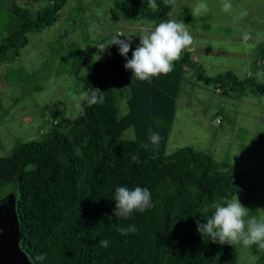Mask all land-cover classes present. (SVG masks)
<instances>
[{"label": "trees", "instance_id": "1", "mask_svg": "<svg viewBox=\"0 0 264 264\" xmlns=\"http://www.w3.org/2000/svg\"><path fill=\"white\" fill-rule=\"evenodd\" d=\"M33 1L47 3L31 10L8 1L13 20L0 40V59L7 52L17 55L27 42L25 33L52 24L65 2ZM156 3V11L148 8V0H113L112 6L125 19L152 20L172 6L162 0ZM111 38L105 36L92 48L98 56L84 66V92L99 88L104 102L89 106L82 99L81 113L53 123L61 126L59 130L23 141L0 156V198L14 195L19 248L31 264H239L236 245L225 243L217 249L198 232L195 221L206 223L214 211L211 204L221 197L231 198L242 186V175L222 170L208 153L192 147L164 153L176 86L170 79L185 72L184 64L190 65L188 53L173 62L176 74L141 81L125 69L126 58L117 45L100 52L98 45ZM137 44L132 43L127 59ZM201 74H195L197 79ZM111 75L128 88L127 113L122 115L110 92L102 89ZM202 80L218 82L217 76ZM238 81L264 95V83H257L256 77ZM129 126L133 137L121 138ZM149 129L159 133L157 145L151 143ZM133 155L138 156L136 162ZM118 186L148 188L154 206L142 213L133 210L127 219L113 216ZM129 225L137 231L122 235L116 230ZM101 239L109 241L107 248L101 247ZM250 247L253 264H264V251L257 245ZM40 256L44 259H37Z\"/></svg>", "mask_w": 264, "mask_h": 264}, {"label": "rangeland", "instance_id": "2", "mask_svg": "<svg viewBox=\"0 0 264 264\" xmlns=\"http://www.w3.org/2000/svg\"><path fill=\"white\" fill-rule=\"evenodd\" d=\"M8 1L0 0V40L13 20ZM112 1L65 0L52 24L25 33L27 42L18 54L7 52L0 59V156L23 141L59 130L61 126L53 123L62 117L81 113L84 66L98 56L92 48L102 38L133 34L132 43H139L138 35L151 30L155 22L172 19L185 23L193 43L180 56L187 52L190 65L184 64L185 72L170 79L176 86L164 153L192 147L208 153L222 170L239 172L242 186L230 199L238 196L249 216H264V95L238 81L264 69V0H176L164 16L134 21L116 12ZM200 2L208 5V11L192 15ZM46 3L18 0L14 4L32 10ZM225 3L231 4L227 12ZM198 71L200 79L195 75ZM203 76H217L218 82L206 83ZM110 77L102 89L110 92L118 115L125 114L128 88ZM132 137V126L121 133V138ZM235 245L237 262L253 264L251 247ZM215 246L219 249L221 244Z\"/></svg>", "mask_w": 264, "mask_h": 264}, {"label": "clouds", "instance_id": "3", "mask_svg": "<svg viewBox=\"0 0 264 264\" xmlns=\"http://www.w3.org/2000/svg\"><path fill=\"white\" fill-rule=\"evenodd\" d=\"M165 6L176 4V0H162ZM148 8L153 11L158 10L159 5L156 0H148ZM231 8L230 3L223 5L225 12ZM208 11V5L204 2L196 4L192 9V15H201ZM124 39H121V37ZM133 34H120L112 37L110 40L98 45L99 49L104 51L112 45H117L119 54L126 58L125 69H131L133 77L141 81H150L151 77L160 74H168L173 69V62L180 59L184 49L192 45L193 36L189 33L184 22H177L172 19L162 20L160 23H154L149 31L140 33L139 44L132 50V56L127 59L132 45ZM245 40L248 36L245 35ZM257 83H264V69H259L255 73ZM104 92L99 88L89 89L81 94V98L86 100L89 106L102 104L104 102ZM149 139L153 145H157L161 139L159 133L152 132L149 129ZM147 148V145H142ZM138 160L137 155L132 156V161ZM115 208L112 215L127 219L133 210L144 212L151 209V192L148 188L136 186L129 190L125 186L115 188L114 194ZM214 210L211 217L206 219V223L196 220L198 232L206 235L213 243L235 245L242 243L244 246L257 245L259 250L264 251V216H249L248 208L242 205L238 196L236 198L221 197L211 204ZM112 217L109 216V220ZM122 235L135 233V225L128 227H118L116 229ZM101 247L107 248L109 241L101 239ZM43 260L44 257H37Z\"/></svg>", "mask_w": 264, "mask_h": 264}, {"label": "water", "instance_id": "4", "mask_svg": "<svg viewBox=\"0 0 264 264\" xmlns=\"http://www.w3.org/2000/svg\"><path fill=\"white\" fill-rule=\"evenodd\" d=\"M19 227L12 193L0 198V264H31L18 245Z\"/></svg>", "mask_w": 264, "mask_h": 264}, {"label": "crops", "instance_id": "5", "mask_svg": "<svg viewBox=\"0 0 264 264\" xmlns=\"http://www.w3.org/2000/svg\"><path fill=\"white\" fill-rule=\"evenodd\" d=\"M32 2H33V3H36V2L33 1V0H32ZM193 58H194V57H193ZM185 69H186V68H185ZM215 113H216V112H215ZM217 116H218V115H216V116L214 117V118H215V122H216V118L219 120V118H218ZM216 123H217V124L220 123V120H219L218 122H216ZM216 123H215V124H216ZM222 131H224V130H222ZM213 143H214V142L212 141V144H213ZM206 150L208 151V148H206Z\"/></svg>", "mask_w": 264, "mask_h": 264}, {"label": "built area", "instance_id": "6", "mask_svg": "<svg viewBox=\"0 0 264 264\" xmlns=\"http://www.w3.org/2000/svg\"><path fill=\"white\" fill-rule=\"evenodd\" d=\"M32 1V0H31ZM18 2V0H13V4L14 3H17ZM216 122H218V119L216 118Z\"/></svg>", "mask_w": 264, "mask_h": 264}]
</instances>
